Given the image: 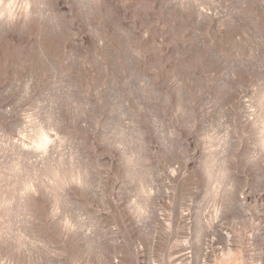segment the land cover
Masks as SVG:
<instances>
[{"label":"clouds","instance_id":"clouds-1","mask_svg":"<svg viewBox=\"0 0 264 264\" xmlns=\"http://www.w3.org/2000/svg\"><path fill=\"white\" fill-rule=\"evenodd\" d=\"M0 113V264H116L148 189L218 209L198 264H254L264 0H0Z\"/></svg>","mask_w":264,"mask_h":264},{"label":"rangeland","instance_id":"rangeland-1","mask_svg":"<svg viewBox=\"0 0 264 264\" xmlns=\"http://www.w3.org/2000/svg\"><path fill=\"white\" fill-rule=\"evenodd\" d=\"M116 7L117 11H120L118 5ZM137 23L147 27L151 23V18L141 13ZM224 90L218 89L219 92ZM0 119L4 120L5 129H10L11 124L14 123V118L4 117L2 113H0ZM47 145L48 139L42 135L35 147L46 149ZM219 175L221 178L226 177L227 169L221 168ZM218 186L217 184L216 187ZM150 194L151 189H148L144 203L138 200L131 203V211L141 225V232L136 236L127 237L124 241L123 256L116 258V264H198L197 257L209 243L217 253L223 251L227 255L229 244L225 236V227L212 224V221L216 219L218 209L211 217L204 218L206 221L204 227H200L201 222L198 218V226L193 231L188 216L190 208L182 196L174 192L171 200L166 198L160 201L155 205V211L150 213L148 203ZM190 195L194 200L199 199V191H193ZM188 203H190V198ZM201 207H204L205 212L207 211V206L203 201ZM232 207L234 211L225 217L229 223L232 219L239 220L243 217L238 205ZM253 215L258 223L252 228V234L246 238L245 243L252 253L254 264H264V196L260 197L257 211ZM213 227V231L208 233ZM213 235L215 236L214 241ZM221 264H228V262L221 259Z\"/></svg>","mask_w":264,"mask_h":264}]
</instances>
